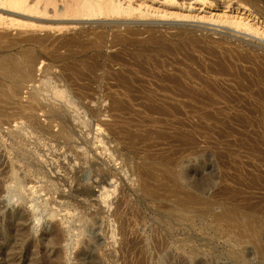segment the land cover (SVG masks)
<instances>
[{
  "label": "rangeland",
  "instance_id": "374dc122",
  "mask_svg": "<svg viewBox=\"0 0 264 264\" xmlns=\"http://www.w3.org/2000/svg\"><path fill=\"white\" fill-rule=\"evenodd\" d=\"M207 2L219 7L213 13L246 8L261 34L158 17L78 20L66 33L40 32L49 44L35 49L43 68L29 90L51 106L60 103L53 89L67 98L79 90V107L92 112L75 105L65 112L72 151L51 150L24 121L10 119L12 102L0 97V217L13 208L30 215L34 249L42 233L60 234L18 264H264V0ZM57 54L67 69L49 66ZM10 129L44 176L20 168ZM102 170L108 178L100 184ZM74 175L89 195L70 194ZM16 188L7 205V190Z\"/></svg>",
  "mask_w": 264,
  "mask_h": 264
},
{
  "label": "bare ground",
  "instance_id": "6f19581e",
  "mask_svg": "<svg viewBox=\"0 0 264 264\" xmlns=\"http://www.w3.org/2000/svg\"><path fill=\"white\" fill-rule=\"evenodd\" d=\"M60 6H62L61 9ZM207 6L209 12L206 11ZM217 8L219 7L215 6L213 3H208L207 0H0V88L3 89V90L1 89L3 92L0 93V97H6L8 98V100H10V102H12L13 107L11 108L13 109V111L10 114V119L16 122L18 120L24 121L25 125L30 128L32 133L35 132V134H38L39 136L38 139L46 140L52 143L50 147L51 150L53 149L57 150L60 149L61 147H65L67 151H72L71 140L73 139L72 137L74 134L72 131L73 126L71 125V122L73 118H70L71 119L70 121L69 118L65 117L66 115L65 112H68L70 109H73L72 106L74 105H75L74 107H79L80 105L79 103L84 99L82 98L83 94L79 93L78 89H77L78 91H76V89H73V91L70 92L71 95L67 98V96L65 97L66 95L65 92L67 90L66 91L65 89L61 90V87L59 89L51 88L55 90L53 93V97L57 98V99L54 98L55 101L53 103H56V100L60 102L59 104H55L54 106H51L49 104L42 105L39 94L38 95L35 94L36 92L31 93L30 91L31 89L29 90L30 85L36 82V77H37L36 72L42 70L41 68H43V65H41L42 67L40 66L41 68L38 67L39 55L37 54L35 49L38 46L41 47L42 44L45 43V41L47 40V36L45 37L46 40L43 42L44 37L42 36L43 38L41 39V36L39 35L41 34L40 32L45 30L48 31L49 29H54L55 32L60 31L62 34V31H64L66 33L76 28L75 24L79 22L78 20L99 19L102 17L117 18V19L119 18L121 19L122 17L152 18V19L158 17L161 19L170 18V19H174L175 21L177 19L182 21L194 20L196 22L209 20L210 22L213 23H219V24L226 23L227 25L235 29L238 30L242 29L248 31L250 32V34L251 33L254 34V36L261 34L260 31L262 29V26L261 27L256 26V24L251 23V20H253V18L255 20V17L251 15V13H247L248 10L246 8H236L231 13L232 10L229 7H227L228 9L225 11L222 10L221 13L218 12L213 13L214 9ZM44 19H50L51 24L50 25H46L47 23L44 24L43 22L45 21ZM150 23L152 22H148L147 24ZM259 23L263 24V22H259ZM55 24L56 25L63 24V25L56 26ZM136 32L137 30L136 31L132 30L131 34H136ZM64 36L66 39V35ZM51 38L49 39L52 41L53 39ZM57 38L53 41H56ZM76 39L78 40V37H76ZM73 40L76 41L75 39ZM67 42L69 43V41ZM48 44L46 45L48 46ZM64 44H62L61 46L60 44H58L60 47H58L57 49H61L60 51H62V49L65 47V46L63 47ZM73 44L75 45V43ZM52 46H53V42H52ZM71 48H73V46ZM85 48L84 46L82 47V49H84L83 52L85 51ZM97 48L99 47L97 46ZM78 49L79 48H77V50ZM87 49L88 47L86 48V50ZM91 49L89 48V50ZM79 53L82 54L81 52ZM60 55L58 56L57 54V58L53 57L52 59H50L52 62L49 63V66L52 67L58 65V63H61L62 68L65 67L67 69L68 65L70 64L68 61H67L68 63L66 62L67 60L66 57L63 58ZM94 61L95 58L93 62ZM96 63L97 62H95L94 64L91 63V67L92 66L94 68L98 67L99 65L96 66L95 65ZM64 82L66 83V80ZM69 86L72 85L70 84ZM24 90H27L26 93L29 94L28 98L26 96L29 102L27 101L26 103L25 102L23 103L22 100L21 101L19 100V96L23 93L25 94ZM46 90H44V92ZM40 96L42 97V94ZM54 99L52 98V100ZM112 101L114 103V99H112ZM81 106L86 111L92 112V110L89 107H87L85 104L82 103ZM119 109H121V107H119ZM37 112H42L43 115H45L46 120L44 122H41L39 120V118L36 115ZM55 127H57V129H55ZM18 131L10 129L8 134L11 140L10 145H11L13 158L16 159L17 162L21 163L20 168L24 172H28V173L30 172L32 173V175L44 176L45 172H43L42 170L43 168L40 167L37 162L33 161L30 158L31 152L26 149L27 144H25L24 142L25 139L23 138V136L21 137V134L19 135ZM62 167L64 166L62 165ZM17 169L18 168H16V170ZM64 169H65L64 171H66L65 167ZM98 176H100L102 179L101 180L99 178V180L102 181L100 184L104 183L106 181V178H108L107 174L103 170L99 171ZM74 179L76 185L74 187V190L72 189V191H70L71 192L70 194L72 195L73 193L75 197L81 195L83 196L89 195L90 188L82 185L83 183H81L82 181H80V177L79 176L75 177L74 175ZM19 184L20 182L17 183V185ZM7 192L9 193L8 194L9 196H7L6 203L7 205H10L12 198L18 196L17 193L19 191L18 188H16V190H12V191L7 190ZM20 198H19L20 200L24 199L21 196ZM44 205L46 206V204ZM49 212L51 216L50 218L56 215L54 211L52 212L49 211ZM29 220H30V215H24V213L21 212L19 208L18 209L13 208L12 210H8L4 212L3 215H1L0 264H18V262H23L29 256L38 255L39 253H41L42 249L53 247L57 242L60 241V234L57 232V230L52 228L49 231L42 233V235L45 238L44 242L40 243L38 246H35V249L34 247L33 248L30 247V243H31L30 234L28 228L25 225ZM44 262L45 259L38 258L37 260L35 259L33 261V264H40V263L43 264Z\"/></svg>",
  "mask_w": 264,
  "mask_h": 264
}]
</instances>
